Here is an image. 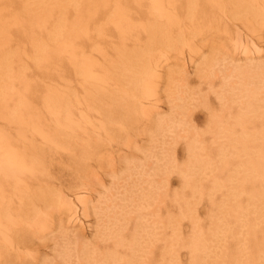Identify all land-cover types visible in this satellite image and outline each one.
Masks as SVG:
<instances>
[{
  "label": "bare ground",
  "instance_id": "bare-ground-1",
  "mask_svg": "<svg viewBox=\"0 0 264 264\" xmlns=\"http://www.w3.org/2000/svg\"><path fill=\"white\" fill-rule=\"evenodd\" d=\"M261 40L264 0H0V264H264Z\"/></svg>",
  "mask_w": 264,
  "mask_h": 264
},
{
  "label": "rangeland",
  "instance_id": "rangeland-1",
  "mask_svg": "<svg viewBox=\"0 0 264 264\" xmlns=\"http://www.w3.org/2000/svg\"><path fill=\"white\" fill-rule=\"evenodd\" d=\"M263 47H264V41L263 40H261V43H260ZM264 51V50H263ZM187 62V61H186ZM190 69H191V66H190ZM195 118H196V120L201 124V122H203V119H204V116H205V110L204 109H201V108H198L197 110H196V113H195ZM201 126V125H200ZM178 149H179V153H180V155H182L183 156V151H184V145H179V147H178ZM178 184H179V182H178V179H175L174 180V186L173 187H175V186H178ZM82 219V221H80V220H77V221H75V223L77 224V230H80V231H82L86 236H89V234H90V232H91V226L88 224L89 223V221L87 220V219H85L84 217L83 218H81ZM88 224V225H87ZM89 229V230H88ZM89 232V233H88Z\"/></svg>",
  "mask_w": 264,
  "mask_h": 264
}]
</instances>
